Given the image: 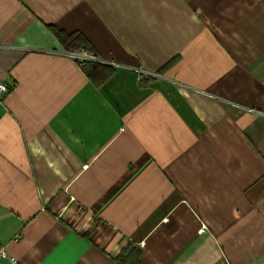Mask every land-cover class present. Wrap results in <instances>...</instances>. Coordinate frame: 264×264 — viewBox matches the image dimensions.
<instances>
[{"label":"crops","instance_id":"0c3cea01","mask_svg":"<svg viewBox=\"0 0 264 264\" xmlns=\"http://www.w3.org/2000/svg\"><path fill=\"white\" fill-rule=\"evenodd\" d=\"M0 80L17 264H264V0H0Z\"/></svg>","mask_w":264,"mask_h":264},{"label":"trees","instance_id":"16d2710c","mask_svg":"<svg viewBox=\"0 0 264 264\" xmlns=\"http://www.w3.org/2000/svg\"><path fill=\"white\" fill-rule=\"evenodd\" d=\"M55 33L56 36L59 38L60 42L63 44V48H65L69 52L83 48L89 52L92 51V49L89 47L88 42L82 35H79V33L67 34L66 32L60 30H55ZM81 66L83 68L84 73L97 84L98 81L108 78L113 73V69L110 65L97 63L96 61L85 62L81 64ZM132 258H138V253L134 252L132 254ZM124 260L126 264V259H123L121 254V256L119 257V262L121 264H124Z\"/></svg>","mask_w":264,"mask_h":264},{"label":"built area","instance_id":"2783aa9c","mask_svg":"<svg viewBox=\"0 0 264 264\" xmlns=\"http://www.w3.org/2000/svg\"><path fill=\"white\" fill-rule=\"evenodd\" d=\"M69 56L70 58H73V60L76 61L79 65L85 62L98 61L96 60L97 58L95 55L90 54L84 48L69 52ZM8 88L9 86L4 81L0 80V102L3 101L4 97L9 92ZM3 260H6L8 264L18 263V260L9 254L7 248L3 245H0V264H2Z\"/></svg>","mask_w":264,"mask_h":264}]
</instances>
